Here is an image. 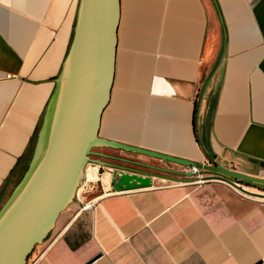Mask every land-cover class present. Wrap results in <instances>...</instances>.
<instances>
[{"label":"crops","instance_id":"obj_1","mask_svg":"<svg viewBox=\"0 0 264 264\" xmlns=\"http://www.w3.org/2000/svg\"><path fill=\"white\" fill-rule=\"evenodd\" d=\"M119 2L100 138L264 178V0ZM79 6L0 0V210L31 164ZM97 149L131 172H186ZM90 169L103 194L88 208L76 199L28 264H264V198L222 180L167 185L158 176L152 188L116 193Z\"/></svg>","mask_w":264,"mask_h":264},{"label":"water","instance_id":"obj_2","mask_svg":"<svg viewBox=\"0 0 264 264\" xmlns=\"http://www.w3.org/2000/svg\"><path fill=\"white\" fill-rule=\"evenodd\" d=\"M120 0H79L73 40L56 90L48 107L31 164L13 196L0 210V264H28L37 247L45 243L56 222L77 197L85 183L88 165L102 170L109 191L123 193L154 186L153 175L131 172L100 161L93 149L113 148L173 162L186 169L165 177L172 182H194V178L222 180L248 195L253 187L264 191V178L224 166L147 152L100 138L104 111L111 100L117 54ZM107 168L112 172L105 171ZM196 169L200 175L193 174ZM183 178H180V177ZM100 181V180H99Z\"/></svg>","mask_w":264,"mask_h":264},{"label":"rangeland","instance_id":"obj_3","mask_svg":"<svg viewBox=\"0 0 264 264\" xmlns=\"http://www.w3.org/2000/svg\"><path fill=\"white\" fill-rule=\"evenodd\" d=\"M97 150L98 149H96V148L93 149L94 152H97ZM92 158H97V157L94 155V156H92ZM91 165H89L88 168H87V172L85 174V182L86 183H92V184H90L89 188H87V187L85 188L84 187L80 192H78L79 194L76 197V199L80 198V200H82L85 203H92L93 200L99 198L103 194L102 193L103 186H102V184H100V182H98L101 178L98 177L97 173L95 172L96 170L94 171V170L90 169ZM27 171H28V169L20 171V173H21V181L23 180V177L25 176ZM170 177L179 178V176L174 175V174L173 175L171 174ZM180 178H183V177L181 176ZM165 183H167V185L173 184V182H170L168 180H165ZM242 187H245L246 190H248V191H253V192L263 193L264 194V191L259 190V189H255L253 187H246V186H243V185H242Z\"/></svg>","mask_w":264,"mask_h":264},{"label":"built area","instance_id":"obj_4","mask_svg":"<svg viewBox=\"0 0 264 264\" xmlns=\"http://www.w3.org/2000/svg\"><path fill=\"white\" fill-rule=\"evenodd\" d=\"M92 165H94V164H92ZM89 166V165H88ZM87 166V167H88ZM192 171V173L193 174H196V175H200V172L198 171V170H196V169H193V170H191ZM196 180V182L195 183H203V181H205L201 176L200 177H196L193 181H195ZM90 184H92V183H84L82 186V189L85 187H87V188H89L90 187ZM81 188V187H80ZM80 188H79V190H80ZM235 189H237L243 196H245V197H251L250 195H248L247 193H245V192H243L242 190H240L239 188H237V187H235ZM79 190L77 191V193L79 192ZM79 194V193H78ZM77 194V195H78ZM90 204L91 203H88L87 205H85V208H88V207H90Z\"/></svg>","mask_w":264,"mask_h":264},{"label":"bare ground","instance_id":"obj_5","mask_svg":"<svg viewBox=\"0 0 264 264\" xmlns=\"http://www.w3.org/2000/svg\"><path fill=\"white\" fill-rule=\"evenodd\" d=\"M88 168V167H87ZM87 168H86V171H85V174H86V172H87ZM85 177V176H84ZM105 181V178H103V182ZM82 187L83 186H81V188H80V190H79V192L82 190ZM243 188H245V187H243ZM245 190H246V188H245ZM248 191V190H247Z\"/></svg>","mask_w":264,"mask_h":264},{"label":"trees","instance_id":"obj_6","mask_svg":"<svg viewBox=\"0 0 264 264\" xmlns=\"http://www.w3.org/2000/svg\"><path fill=\"white\" fill-rule=\"evenodd\" d=\"M74 37V36H73ZM31 155H33V152L31 153Z\"/></svg>","mask_w":264,"mask_h":264}]
</instances>
